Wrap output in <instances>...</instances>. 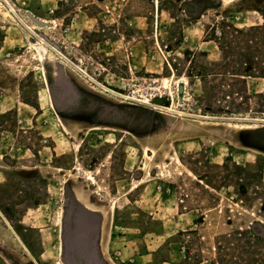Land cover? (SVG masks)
<instances>
[{"label": "rangeland", "instance_id": "obj_1", "mask_svg": "<svg viewBox=\"0 0 264 264\" xmlns=\"http://www.w3.org/2000/svg\"><path fill=\"white\" fill-rule=\"evenodd\" d=\"M0 264H264V0H0Z\"/></svg>", "mask_w": 264, "mask_h": 264}, {"label": "water", "instance_id": "obj_2", "mask_svg": "<svg viewBox=\"0 0 264 264\" xmlns=\"http://www.w3.org/2000/svg\"><path fill=\"white\" fill-rule=\"evenodd\" d=\"M183 91H184V86L182 85V84H179L178 85V88H177V93H178V95H179V97H182V95H183ZM153 102L155 103V104H162L163 103V99L162 98H155L154 100H153Z\"/></svg>", "mask_w": 264, "mask_h": 264}, {"label": "bare ground", "instance_id": "obj_3", "mask_svg": "<svg viewBox=\"0 0 264 264\" xmlns=\"http://www.w3.org/2000/svg\"><path fill=\"white\" fill-rule=\"evenodd\" d=\"M179 84H182V85H184L185 84V80L183 79V80H181L180 82H179ZM163 104V103H162ZM162 104H157V105H155V106H159L160 108H162ZM152 105V104H151ZM164 109V108H163ZM170 109V108H169ZM166 110V109H165ZM174 110V109H173ZM168 111H170V110H168ZM173 112H175V111H173ZM84 228V227H83ZM86 228V227H85Z\"/></svg>", "mask_w": 264, "mask_h": 264}]
</instances>
